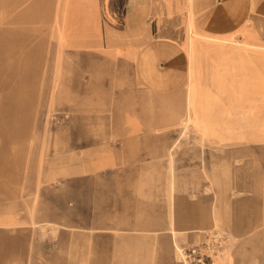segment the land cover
<instances>
[{
  "label": "crops",
  "instance_id": "crops-1",
  "mask_svg": "<svg viewBox=\"0 0 264 264\" xmlns=\"http://www.w3.org/2000/svg\"><path fill=\"white\" fill-rule=\"evenodd\" d=\"M0 27L49 35L53 57H62L49 65L61 73L49 85L57 87L59 113L49 150L68 154L67 167L137 171L152 184L156 160L175 152L181 218L198 215L197 184L208 176L220 206L237 211L234 219L220 214L219 224L228 231L264 224V0H0ZM193 108L213 144L183 143L182 121ZM236 166L248 170L236 174ZM187 184L196 185L194 197L183 196ZM54 200L44 198L50 224L43 225L58 240L45 259L40 245L31 264L81 263L89 242L101 263L102 233L112 229L81 222L88 214L81 203L62 224ZM9 253L0 252V264L12 260Z\"/></svg>",
  "mask_w": 264,
  "mask_h": 264
},
{
  "label": "rangeland",
  "instance_id": "rangeland-1",
  "mask_svg": "<svg viewBox=\"0 0 264 264\" xmlns=\"http://www.w3.org/2000/svg\"><path fill=\"white\" fill-rule=\"evenodd\" d=\"M4 28L0 27V252H11L7 264H31L40 245V258L50 256V243L58 240L60 233L45 227L50 224L44 215L48 194L58 205L60 223H66L67 215L81 203L80 209L83 204L88 213L78 217L81 222L112 229L102 233L108 240L106 256L97 258L101 263H94L89 242L85 258L76 264H264V224L254 226L257 229L253 231L226 230L227 225L219 224L220 214L228 211L234 219L237 211L220 206L224 201L217 198L208 176L197 184V190L196 185L187 184L188 192L183 193L194 197L188 194L196 190L197 197H202L197 200L201 205L198 215L180 217L175 152H171L170 161L156 160L152 184L137 171L130 175L116 169L99 172L67 167L72 163L67 161L68 154L49 150L51 123L57 122L59 114L53 102L57 87L52 90L49 85L53 78L56 86L55 76L61 74L51 72L49 65L62 63V57H53L56 46L49 35L39 37ZM181 126L183 143L215 142L205 135L206 123L198 120L195 108ZM91 140L97 137L91 136ZM77 154H72L74 159ZM236 167V174L246 169ZM232 191L235 200L242 197L235 194V186ZM83 193L87 196L84 201L73 199ZM189 202L182 201L183 205ZM233 202L232 198L227 203ZM148 212L152 214H145ZM192 219L200 223L189 224ZM65 258L67 253L61 250L59 259Z\"/></svg>",
  "mask_w": 264,
  "mask_h": 264
}]
</instances>
